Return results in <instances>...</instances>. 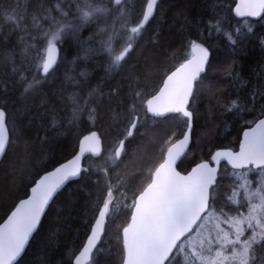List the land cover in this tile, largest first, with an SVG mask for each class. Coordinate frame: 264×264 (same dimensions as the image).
I'll return each mask as SVG.
<instances>
[{
	"label": "snow or ice",
	"instance_id": "obj_1",
	"mask_svg": "<svg viewBox=\"0 0 264 264\" xmlns=\"http://www.w3.org/2000/svg\"><path fill=\"white\" fill-rule=\"evenodd\" d=\"M161 7L162 0H146L137 16L133 0H7L0 5L5 22L0 24V166L9 170L14 186L19 173L17 190H23L0 223V264H27L42 218L57 205L63 190L73 184L87 187L89 181L94 188L85 202L84 233L79 248L68 250L73 264H111L105 243L121 215L119 264H264V71L260 83L244 91L250 81L243 79L235 60L228 65L227 74L240 89L218 107L226 121L230 117L239 125L236 147L218 149L209 160L182 171L198 115V91L211 70L213 54L210 46L188 40L191 54L159 81L152 78L159 49L145 48L134 62ZM221 12L216 9L208 31L234 51L256 36L257 26L264 28V0H241L235 27ZM179 16L183 23L176 27L183 35L190 21L183 11ZM159 38L155 33L150 43L155 46ZM259 42L264 47V37ZM68 47L73 49L71 59L62 55ZM97 59L104 76L95 86L87 71L79 72L82 79L66 71L51 90L57 103L45 107L51 98L45 85L56 83L61 65L74 70ZM85 86L88 91L82 94ZM38 101L45 108L42 123L18 152L9 135V109L17 103L29 109ZM69 106L70 116H61ZM85 117L92 129L84 139L94 144L102 137L93 129L102 120L108 122L115 132L112 151L105 156L92 147L85 159L81 148L67 163H41L51 145L76 130ZM170 120L182 122L179 136L159 126ZM30 127L31 122L17 128L12 121V131L23 133ZM157 143L158 164L148 168L138 185L130 184L119 169ZM222 162L230 177L227 190ZM69 206L71 200L63 202V207ZM49 243H58L55 232L45 237V246Z\"/></svg>",
	"mask_w": 264,
	"mask_h": 264
},
{
	"label": "trees",
	"instance_id": "obj_2",
	"mask_svg": "<svg viewBox=\"0 0 264 264\" xmlns=\"http://www.w3.org/2000/svg\"><path fill=\"white\" fill-rule=\"evenodd\" d=\"M237 0H162V7L155 21L152 22L145 33L141 47L133 57V61L140 58L141 52L145 48L148 50H160V55L156 57L158 61V70L153 73L152 78L159 81L165 77V73L174 70V66L178 65L183 56L190 55V49L187 46L188 40H198L205 46H210L212 51V66L207 73V79L201 84L198 91V100L196 101V111L198 113L193 128V139L187 158L184 159L181 170L194 166V162L201 160H209L211 154L220 148H235L236 137L239 133V125L235 124L229 117L226 121L218 107L219 103H226L233 98L240 89V85L235 83L227 74L228 65L236 61L235 67L241 70V76L245 81L250 83L243 89L250 91L253 86H257L260 81L259 73L264 71V47L261 46L259 40L264 37V28L257 26L256 36H250L243 40L235 49L227 43L225 39L217 36L214 32L209 34L207 25L212 17L216 14V9H222L221 17L229 16L231 19V27H235L236 21L240 18L235 15L234 7ZM136 8V15L146 5V0H133ZM7 3V0H0V5ZM183 11L189 18L190 23L181 35L177 30V23H183V18L179 13ZM5 22L0 19V24ZM7 27V25H6ZM243 27V25H241ZM159 33V42L155 46L150 43L154 38V34ZM164 50H170L175 55H165ZM73 49L68 47L62 54L71 59ZM147 55V52H144ZM69 71L77 78L79 72L87 71L90 74L92 86L104 76L102 63L97 59L81 64L74 70L72 66L65 63L61 65L60 71L57 73V81L55 84L49 83L45 85V91L49 92L50 99L47 100L46 108L50 109L54 103H57L56 97L51 96V90L59 86L60 79L64 73ZM82 79V78H80ZM68 91L71 92V85H68ZM85 86L83 92H87ZM215 94V95H213ZM47 99V98H45ZM45 108L39 107V101L36 105L29 109H24L20 103L9 109L10 137L13 140V149L22 152L26 139L34 138L35 131L42 123V116ZM70 106L66 112L60 113L61 116H70ZM16 122L17 128H21L29 122L31 127L25 129L23 133L12 131V121ZM44 122L47 117H43ZM151 123V122H150ZM161 128L174 130L179 136V132L183 125L181 121L170 120L166 124H160ZM92 125L84 118V122L79 125L76 130L62 134L52 145L51 150L41 163L48 164L49 161L58 166L73 157L78 151L79 143L82 137L89 134ZM98 134L103 140L102 155H107L115 147V132L108 127V122L102 120L98 122L96 128ZM141 137H137L140 140ZM87 157L86 159H89ZM96 159V157H91ZM160 160L159 144H150L144 153L134 162L126 161L128 167L123 165L119 169L121 174L130 184H139L140 178L147 175L149 167L156 166ZM51 167V164H48ZM221 176L224 181V188L227 190L230 183L224 171V164L221 165ZM230 172L231 169L229 168ZM133 173H136L133 175ZM115 182V177H113ZM16 185H19V173L17 172ZM17 186L13 185L10 172L7 168L0 166V223H2L17 196L23 195V190H17ZM94 188L92 181L88 182V186L82 184H73L63 190L60 200L42 219V228L38 234H34V239L30 242L31 248L26 257L27 264H73L68 255V250L79 248L81 237L84 233V224L82 218L85 214V202L88 192ZM71 200L73 206L63 207V202ZM123 215H121L115 224L109 228L108 238L106 240V248H110L111 254L108 259L111 264H119L121 243L118 239V226L123 223ZM55 232L58 236V243L45 246V237Z\"/></svg>",
	"mask_w": 264,
	"mask_h": 264
},
{
	"label": "water",
	"instance_id": "obj_3",
	"mask_svg": "<svg viewBox=\"0 0 264 264\" xmlns=\"http://www.w3.org/2000/svg\"><path fill=\"white\" fill-rule=\"evenodd\" d=\"M240 2H241V0H237L236 1V5H235V7H234V12H235V8L240 4ZM240 18V17H239ZM9 135H10V132H9ZM88 135V134H87ZM87 135H85V136H87ZM84 136V137H85ZM84 137H82L81 138V140H80V143H79V147H78V151L76 152V154H79L80 153V151H81V148H83V152H84V155H85V159L87 158V157H89V150H90V148H92V147H97L98 148V150L102 153V150H103V140L101 139V141L99 142V143H97V144H94V142L93 141H91V140H85L84 139ZM191 144H192V142H191ZM191 144H190V146H191ZM220 149H224V148H220ZM218 150V149H217ZM75 154V155H76ZM74 155V156H75ZM73 156V157H74ZM73 157H71L70 159H68L67 161H65V162H63V163H67L69 160H71ZM222 164H223V162H222ZM221 164V165H222ZM59 166V165H58ZM221 167V166H220ZM43 219V218H42ZM3 223V222H2Z\"/></svg>",
	"mask_w": 264,
	"mask_h": 264
},
{
	"label": "flooded vegetation",
	"instance_id": "obj_4",
	"mask_svg": "<svg viewBox=\"0 0 264 264\" xmlns=\"http://www.w3.org/2000/svg\"><path fill=\"white\" fill-rule=\"evenodd\" d=\"M146 6V5H145Z\"/></svg>",
	"mask_w": 264,
	"mask_h": 264
}]
</instances>
